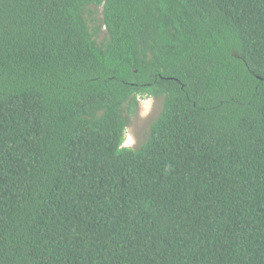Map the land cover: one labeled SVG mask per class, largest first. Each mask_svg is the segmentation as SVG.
I'll return each mask as SVG.
<instances>
[{
	"label": "trees",
	"instance_id": "16d2710c",
	"mask_svg": "<svg viewBox=\"0 0 264 264\" xmlns=\"http://www.w3.org/2000/svg\"><path fill=\"white\" fill-rule=\"evenodd\" d=\"M0 264H264V0H0Z\"/></svg>",
	"mask_w": 264,
	"mask_h": 264
},
{
	"label": "rangeland",
	"instance_id": "374dc122",
	"mask_svg": "<svg viewBox=\"0 0 264 264\" xmlns=\"http://www.w3.org/2000/svg\"><path fill=\"white\" fill-rule=\"evenodd\" d=\"M149 101L147 111L143 101ZM137 108L132 110L129 119V125L125 132V136H129L133 140L131 147H136L148 136L149 124L153 117H155L161 109L160 100H155L148 96H139L137 98Z\"/></svg>",
	"mask_w": 264,
	"mask_h": 264
},
{
	"label": "clouds",
	"instance_id": "9594fccd",
	"mask_svg": "<svg viewBox=\"0 0 264 264\" xmlns=\"http://www.w3.org/2000/svg\"><path fill=\"white\" fill-rule=\"evenodd\" d=\"M149 101L145 100L143 101L145 111H147ZM133 144V140L129 136H125V138L122 140L121 144L119 145V148H130Z\"/></svg>",
	"mask_w": 264,
	"mask_h": 264
}]
</instances>
